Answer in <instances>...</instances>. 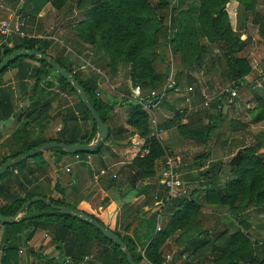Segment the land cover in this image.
Masks as SVG:
<instances>
[{
	"label": "trees",
	"instance_id": "16d2710c",
	"mask_svg": "<svg viewBox=\"0 0 264 264\" xmlns=\"http://www.w3.org/2000/svg\"><path fill=\"white\" fill-rule=\"evenodd\" d=\"M9 1L12 2L10 8L14 9L18 0ZM68 1L24 0L19 13L29 11L33 19L44 6L49 5L59 10ZM86 1L89 5L87 12L83 20L73 28L75 37L92 47L83 57L82 69L75 70L72 62L53 58L47 52V45L42 46L41 40L25 32L23 27L22 31L27 37H0V63L13 52L32 51L46 55L74 77L102 122L108 127L107 137L101 140L93 151L77 153L81 158L86 155L99 157L105 144L123 138L122 135L128 130L142 138V148L147 147L148 152L142 157L139 154L134 157L129 171L124 174V184L126 190H136L138 195L144 197L143 206L152 207L164 199L165 188L158 182L138 185V181L153 178L160 163L161 168L163 167L166 149L153 134L151 116L141 105L128 97L122 98L128 130L123 127L113 129L109 126L111 108L115 102L104 100L98 93L101 78L97 70L107 68L110 75L114 76L120 65L128 67V84L133 96L145 94L141 92L144 88L159 89L155 88L158 74L153 68L151 52L160 38L165 36L171 52L180 55L181 73H187V78L196 83L188 73L204 69L211 57L209 70H220V74L237 88L243 85L252 68L247 58L239 56V52L247 44V39H242L233 29L228 8L231 3L236 2L245 13H249L254 11L257 0H176L168 33L162 28V23L163 11L170 5L169 0ZM257 36L264 41V20L257 26ZM11 80H14V86L9 84ZM174 82L177 86L181 85L178 80ZM192 86L197 98H200V86ZM260 92L255 96L256 106L247 108L245 112L248 123L254 126H264V84ZM18 97L30 102L29 106L19 112ZM54 100H58L61 103L59 107H62L53 114V117L61 115L60 129L50 135H34L35 132L28 129L29 125L41 122ZM221 106V102L213 101L203 112L196 111L188 115L185 124L180 123L182 115L175 109L170 122L176 124L180 136L195 140L207 148L212 134L222 124ZM16 115L19 116L20 124L9 140L14 146L3 144L7 153L1 157L0 165L48 142L64 145L90 144L96 139L95 123L74 89L47 62L35 57L19 56L0 71V124L10 121ZM41 128L43 129V126ZM232 129L235 131L237 128ZM47 151H52L60 157L75 156L60 148ZM207 153L195 154L192 162V167L197 168L194 178L199 181L198 189L205 192L206 203L228 208L233 218L250 204L264 209V156L253 152L251 146H243L237 164L230 168V174L234 178L223 184L220 181V176L225 172L222 162L214 160L205 164L203 160ZM42 157L43 151L38 152L12 165L0 176V216H16L33 197L46 199L50 205L77 211L64 199L41 194L43 190L34 185V168L27 167L26 163L33 159L43 164L45 162ZM184 166L179 167L182 169ZM186 169L190 170L187 167ZM187 174L183 177L184 181L191 177ZM109 180L111 185L116 183L115 178ZM56 189L59 191L57 187ZM197 193L192 190L189 194L171 198L165 203L162 210V229L156 232L153 228L143 255L131 239L112 230L123 240L134 263L144 264L147 261L148 264H160L164 259L167 243L172 242L176 248L174 260L183 252L193 249L200 253L203 250L209 251L213 255V264H264V239L253 242L247 232L249 224L244 219H240L239 223L246 231L237 229L227 233L224 230L215 236H209V230L202 224V205L196 199ZM132 207L126 202L121 205L124 213ZM135 211L139 213L140 221L149 220L155 224V212L146 216L147 212H140L139 206ZM90 217L104 226L97 218ZM0 228V264H20L18 255L22 242H28L38 230L50 235L55 249L59 252L58 258H48L36 253V257L42 261L50 264H83V258L91 256L92 260L88 264H128L120 248L99 230L80 219L61 214L42 200L32 202L17 221L0 224ZM259 251L263 252L261 257L256 255ZM27 252L35 256L33 249L29 248ZM63 258H66L64 262Z\"/></svg>",
	"mask_w": 264,
	"mask_h": 264
},
{
	"label": "rangeland",
	"instance_id": "374dc122",
	"mask_svg": "<svg viewBox=\"0 0 264 264\" xmlns=\"http://www.w3.org/2000/svg\"><path fill=\"white\" fill-rule=\"evenodd\" d=\"M149 1L156 2L157 0ZM169 1L170 5L163 11L164 20L162 23V28L167 33L170 27L172 8L176 3V0ZM23 3L24 0H18L15 4V8L11 9L10 6L12 2L10 3L9 0H0V22L8 21L10 26H14L17 22H23L25 32L30 35H35L41 40L40 43L42 46L47 45V52L53 58H60L72 62L75 70L79 68L82 69L84 63L83 57L92 47L80 42L75 37L73 28L83 20L89 6L88 2L86 0H69L59 10H55L49 5H46L33 19L30 17L29 11H22L19 13L20 6ZM228 11L233 29L241 35L242 39H247V44L245 48L239 52V56H244L249 60L252 71L244 80L243 85L236 88L237 96L235 100L231 103L226 102L222 105L223 120L225 121L223 123L226 125H221V127L216 129L212 134L208 142L209 146H212V151H208V154L204 157L203 162H205V164H209L210 161H216L217 159H225V161H228L229 158L240 152L243 146H251L253 152L260 156H264V126L249 124L248 118L245 116L246 109L251 107L253 102H255V96L257 93H261L260 90L264 84V73H262V68L264 66V41L257 36V26L260 21L264 20V0H257L254 11L249 13H245L242 7L236 2L229 5ZM151 58L153 60V68L158 74L155 88H161L168 79H171L173 81H180L182 86H186L188 83H190V85H199L200 91L213 95L229 83L225 76L220 74V70L216 72L209 70L211 57H209L204 69L199 72L193 71L188 73L189 77L194 79L196 83L187 78V73H181L180 55L171 52L170 46L166 43L165 36L160 38L158 44L151 52ZM97 72L101 78V85L99 87L100 96L103 97L105 93L110 94L115 105L119 104L121 110L124 109L122 98L131 95L128 84L130 75L128 68L121 66V68L117 69L114 76L110 75L107 68H102L97 70ZM148 91L150 90L145 88L141 90L143 93H147ZM178 98V95L170 93L168 98L164 99L158 105V109L155 111V116L157 118L156 122L161 121L160 127L162 129H160L163 131L158 138L164 146L173 147L174 150L167 151L168 156H179L182 159V165L185 166L182 169L178 167L180 169H178V173L182 180L189 172L187 175L190 174L191 177L188 180H183L186 194H189L192 190L198 192L196 194V199H198L202 205L203 226L210 230L211 235L215 236L224 230H226L227 233H231L237 229L246 231L239 223V220L247 219V221L250 220L247 224H249V226L251 224L254 226V229H251L252 233H248L251 240H253V242L263 240L264 209L250 204L245 206L242 212H238L236 218H233L228 208L206 203L204 195L202 196L201 194L202 190L198 189L199 181L194 178L197 168L192 167V162L195 154H205L207 149L206 147H202L203 145L195 140L180 136L176 124L171 123V120L168 119L173 116L175 109L184 107L183 103ZM192 106L195 110L191 112L192 114L196 111L203 112L205 110V108L201 107L200 98L196 96L192 100ZM195 119L197 120V118H194V120ZM113 123L114 122L111 124L113 125ZM154 125L155 123L151 122V126L153 127ZM234 127L237 129L232 131ZM7 141H9V139H7ZM3 150L4 147L0 146V159ZM161 165L160 168L158 167V170L162 169ZM186 167L188 169L190 168V170H187ZM222 168L224 167L222 166ZM199 193L201 197L198 198L197 196H199ZM136 208L137 207L134 206L130 208L129 211L126 212L125 219L134 221L136 217L135 214L137 213L135 211ZM145 211H147V208L142 206L140 212L144 213ZM124 223L125 222H123V226L119 227L118 230L116 228L114 230L119 232L120 235L127 237ZM142 225L145 226V230L149 233L155 228L149 220L143 222ZM22 247L23 249H27L29 246L25 244V242H22ZM38 251H34L35 256L29 255L27 250L23 251V253L18 255L19 259H21V264H45L36 257L35 252ZM164 251L165 254H173L172 252L175 254L176 248L172 242H168ZM262 254L263 252H256L258 257H261Z\"/></svg>",
	"mask_w": 264,
	"mask_h": 264
},
{
	"label": "crops",
	"instance_id": "0c3cea01",
	"mask_svg": "<svg viewBox=\"0 0 264 264\" xmlns=\"http://www.w3.org/2000/svg\"><path fill=\"white\" fill-rule=\"evenodd\" d=\"M119 68H121V65L118 67V69ZM262 72L264 73V66L262 68ZM53 76L54 75L52 74L51 78H53ZM9 84L11 86H14L15 85L14 80H11ZM60 96L69 99V97H64L63 95ZM102 98L104 100L113 101L112 96H110V94L107 93H105ZM178 99L182 102V99L180 97ZM159 104L160 102L153 110L154 123H155L154 126L158 129L161 128L160 127L161 121L156 122L157 118L155 116V111L158 109ZM29 105H30L29 101L23 100L20 97H18V101H17L18 112L20 109ZM59 106H61V103H59L58 100H54V102H52L49 105L48 107L49 110L47 111L45 116L41 118V122H38L37 124L29 125L28 128L29 131L30 132L34 131L35 132L34 135L40 133L45 135H50L58 131L61 127V115L53 117V114L61 110L62 107ZM255 106H256V101L253 102V104L249 108H254ZM57 107L59 108L56 109ZM221 112H222L221 125L225 126L226 124L223 123L225 121L223 120L224 118H223L222 106H221ZM190 114L191 113H189L188 115ZM18 117L19 116L16 115L10 121L4 124H0V146H4L3 145L4 143H7L8 144L7 146H14L9 141H7V139L10 140V136L18 128L20 124ZM172 117L173 116L169 117L168 119L172 120ZM126 118L127 116H126L125 108L121 110L119 104L112 105L110 120H109V126L111 128L113 129H118L121 127L127 128L125 125ZM187 121L188 118L186 117L184 122H182L181 124H185L187 123ZM112 122H114L113 125L111 124ZM42 126L43 129L41 128ZM122 137L123 138L121 139L105 144L101 150V155L99 157L90 155L89 162L85 161L84 158H82L83 160H76L74 156L60 157L58 154H55L52 151H47L48 149H46L43 151V157H42L45 163L40 164L38 163L39 161L30 159L27 161L26 165L27 167L34 168V171L32 173V177H34V179L36 180L34 185L39 186L43 190L41 194L56 199L57 198L64 199L66 203L75 207V209L78 212H81L87 216H93L97 218L99 221L103 223L104 227L109 230H114L115 228L118 230L119 227L123 226V222H125L124 229L126 231L127 238L131 239L135 243V245L138 248V251L142 254L144 248L147 246V243L149 242L148 240L150 237V233L147 232V230H145V226L142 225L143 222L140 221L139 218H137L139 217V213L135 214L136 217L134 221L125 219L126 210L124 213V210L121 209V205L123 202H126L134 207H137V205L138 206L140 205V207L143 206L144 197L138 195L136 190H126V185L124 184V177H125L124 174L127 171H129L130 163L137 155L138 150L142 148L143 139L138 137L137 135L131 134L130 130L124 133ZM163 147L166 149L167 156H168L167 151L169 152L170 150L171 151L174 150L173 147L171 146L163 145ZM202 147L205 148L206 146H202ZM206 149H208V151H212V146H208ZM6 153H7V148H4V150L2 151V156ZM237 154L229 158L228 161L227 160L225 161V159L224 160L217 159L222 162V166L224 167L223 169L225 171L220 176V181L223 184L234 178L230 174V168L236 165L238 160ZM160 164H159V168H160ZM101 169L106 170V174L101 175L100 174ZM158 171L156 172V175L153 178L145 179L144 181L141 180L138 181L139 182L138 185L145 184L147 182L150 183L158 182L159 184L161 170ZM113 175L115 177H113ZM109 178H115L116 183L111 185ZM56 187L59 189V191H57ZM201 194L203 196L205 192L202 191ZM201 194L199 193V196L197 197L198 198L201 197ZM144 207L147 208V211H145L147 212L146 216H150L154 212L156 214V210L157 208H159L157 203H155V205L152 207L149 206H144ZM24 210L20 213L19 218L24 214ZM245 221L247 223L250 220L247 221L246 219ZM251 229H254V226H252V224L247 229V232L250 234L252 233ZM1 236H2V228H0V240H1ZM209 236L210 237L213 236L210 234V230H209ZM25 244H27L29 247L27 249H23L21 244V247L19 249L21 250V252L19 253V255L23 253V251L28 250L30 248L33 249V251L39 250L38 252L35 253L38 254L40 252L42 255H45L48 258H58L59 256V252L55 249V245L50 235H48L45 231L42 230L36 231L32 236V238L28 242H25ZM198 245H200V243H198ZM172 253L173 254L171 255L174 256L175 255L174 252ZM166 254L164 253V256ZM212 256L213 255L209 251L203 250V252L200 253L197 250L193 251V249H191L190 251L183 252V254L174 261L178 264H213ZM43 262L45 264H50L44 260Z\"/></svg>",
	"mask_w": 264,
	"mask_h": 264
},
{
	"label": "built area",
	"instance_id": "2783aa9c",
	"mask_svg": "<svg viewBox=\"0 0 264 264\" xmlns=\"http://www.w3.org/2000/svg\"><path fill=\"white\" fill-rule=\"evenodd\" d=\"M24 26L23 22H17L14 26H10L8 21L0 22V35L6 39L12 35H18L22 37H27L22 31V27ZM263 73V72H262ZM233 84L228 83L221 90L217 91L213 95L206 94L203 91H200V100L201 107L208 109L211 102H221L224 105L226 102L231 103L235 100L237 96L236 87L232 86ZM170 93L178 95L182 99V103L184 107H180L177 109L178 114L182 115L180 123L184 122L187 115L193 112L192 100L196 96V92L194 90V86L192 85H176L175 82L171 79H168L166 83L159 89H153L149 92L139 95V96H129L128 99L135 101L139 105L142 106L144 110L151 116V121L154 122V108L157 104L164 99L168 98ZM197 97V96H196ZM195 111V110H194ZM161 130L153 127V134L156 138L159 137ZM159 139V138H158ZM148 152V148L144 147L138 150V153L141 157L146 155ZM76 160H83L79 155L75 154ZM84 160L89 162L90 155H86ZM183 163L182 159L179 156L170 157L165 154V160L163 167L161 169L159 184L165 188V196L164 199L160 200L157 204L159 208L156 210L155 215V231L158 232L162 229V221H163V207L167 201L171 198L181 197L186 194L184 181L180 177L178 173V167ZM68 171V169H67ZM16 172V171H14ZM100 174H106V170L101 169ZM113 177H115L113 175ZM21 250H19V253ZM143 255V253H142ZM92 260L91 256H85L83 258V264H88ZM148 264L147 261L144 262ZM160 264H178L174 261V258L171 254H166L164 256L163 261Z\"/></svg>",
	"mask_w": 264,
	"mask_h": 264
},
{
	"label": "water",
	"instance_id": "95a60500",
	"mask_svg": "<svg viewBox=\"0 0 264 264\" xmlns=\"http://www.w3.org/2000/svg\"><path fill=\"white\" fill-rule=\"evenodd\" d=\"M19 56H30V57H35L38 59H41L45 62H47L52 68L53 70L60 76L62 77L64 80H66L70 86L74 89V91L76 92L77 96L81 99V101L83 102V104L85 105L86 109L88 110V112L90 113L95 126H96V139L94 142L90 143V144H73V145H64V144H59V143H55V142H48L45 144H42L28 152H25L13 159H9L7 161H5L4 163H2L0 165V176L12 165L17 164L19 162H21L22 160H25L27 158H30L31 156H33L34 154L38 153V152H42L46 149H51V148H60L63 149L64 151L70 153V154H77L79 152L81 153H89L91 151H93L95 149V147L99 144V142L101 140H104L107 135H108V127L107 125L102 122V120L100 119V117L98 116V114L96 113V111L94 110V108L92 107V105L90 104L88 97L86 96L84 90L80 87V85L75 81L74 77L64 68H62L61 66H59L58 64L54 63L49 57H47L46 55L43 54H38L32 51H26V50H20V51H16L13 52L12 54L6 56L0 63V71H2V69H4L10 62H12L13 60H15L16 58H18ZM237 157L239 159V152L237 154ZM238 162V160H237ZM237 164V163H236ZM38 200H42L44 201L47 205H49L51 208L58 210L61 214H65V215H70L72 217H75L77 219H80L86 223H88L89 225L93 226L94 228H96L97 230H99V232L105 236L106 238H108L110 241H112L115 245H117L120 250L124 253L126 260L128 262V264H135L131 254L129 253L125 243L123 242V240L118 237L117 235H115L112 230H109L107 228H105L104 226L100 225L96 220L92 219L90 216H87L81 212L78 211H74L68 208H63V207H57L54 205H50L49 201H46L45 199H41L39 197H33L31 198L28 202H26L24 204V206L17 212L16 216L14 217H2L0 216V224H9V223H14L15 221H17L19 219V215L20 213L32 202L34 201H38ZM66 260V258H63V262Z\"/></svg>",
	"mask_w": 264,
	"mask_h": 264
}]
</instances>
